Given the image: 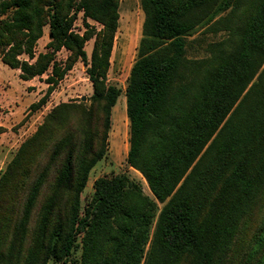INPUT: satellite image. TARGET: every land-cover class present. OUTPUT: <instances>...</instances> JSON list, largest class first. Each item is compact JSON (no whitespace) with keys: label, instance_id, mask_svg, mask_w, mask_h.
Instances as JSON below:
<instances>
[{"label":"trees","instance_id":"1","mask_svg":"<svg viewBox=\"0 0 264 264\" xmlns=\"http://www.w3.org/2000/svg\"><path fill=\"white\" fill-rule=\"evenodd\" d=\"M234 1L141 0L143 37L126 90L128 162L165 203L159 211L140 186L119 176L100 178L84 207L81 200L92 168L108 150L112 112L121 94L107 83L120 1L0 0V12L13 13L0 21L2 59L8 66L20 68L26 80L52 67L47 79L51 92L81 58L94 87L90 108L58 105L11 162L9 174L30 149H48L49 164L39 175L26 171L27 200L13 227L9 252L0 246V264H16L17 251H27L25 264L50 259L74 264L71 256L81 234L82 264H225L242 221L264 192V0L238 32L235 48L198 80L199 98L189 106L184 99L190 87L184 82L192 65L186 37ZM81 11L102 25L91 61L84 49L86 37L73 30ZM46 25L50 50L33 63L21 59L24 54L36 58L35 45ZM62 48L71 52L65 65L56 59ZM7 181L8 173L1 187ZM39 203L40 220L24 250ZM6 216L0 213V245ZM257 264H264V252Z\"/></svg>","mask_w":264,"mask_h":264},{"label":"rangeland","instance_id":"2","mask_svg":"<svg viewBox=\"0 0 264 264\" xmlns=\"http://www.w3.org/2000/svg\"><path fill=\"white\" fill-rule=\"evenodd\" d=\"M119 25L114 38L113 50L110 58V67L107 74V83L121 90L116 106L112 112V124L109 130L108 150L106 155L92 168L87 186L81 195L83 207L89 202L95 190V183L100 178H113L115 176L127 179L129 184H137L142 188V193L152 198L159 211L164 202L159 201L152 192L148 181L141 171L131 166L128 162L130 150V119L127 114L126 90L129 84L131 70L138 57V48L143 37V24L145 13L141 0H119ZM263 0H235L225 10L220 11L215 19L199 25L186 37V57L192 62L188 71L185 84L190 87L184 99V105H192L199 98L196 90L198 80L204 74L217 67L223 53L235 48L241 36L238 33L254 14ZM12 11L0 12V21L9 20ZM1 24V23H0ZM102 25L91 18H86L84 12L78 13L73 30L86 37L84 49L88 60L92 54L96 41V33ZM51 40L50 26L43 29V36L35 45L36 58L31 59L27 54L20 56L33 63L40 53L50 50L48 44ZM3 47L0 46V213L6 216L2 223L1 242L2 249H10L13 238V227L20 220L22 208L27 200L30 181L26 178V171L33 172V177L39 175L41 167L49 164L45 146L35 152L36 147L26 152L21 160L20 167H13L9 174V166L19 153L22 145L30 139L46 117L62 103H82L90 108L93 103L94 87L87 72V65L79 58L73 68L49 92L48 77L53 73V68L43 75L35 76L29 80L24 79L20 68H11L2 59ZM70 51L62 48L56 54V59L62 62L67 60ZM197 85V86H196ZM44 100V104L42 103ZM79 115V114H78ZM54 166H51L53 168ZM8 173V185L1 187L2 177ZM54 168L50 176H54ZM29 178V176H28ZM42 201V200H41ZM132 203L139 202L132 198ZM10 208V210H8ZM159 214V212H157ZM40 220V203L33 211L30 228L25 236L23 249L32 243L34 230ZM10 226V227H9ZM1 228V224H0ZM154 227L151 229L153 232ZM81 234L77 238L78 246L74 249L71 260L74 264L83 263L84 238ZM8 238V240L4 239ZM261 238V248L257 249V242ZM2 241V240H1ZM150 242L147 246L148 251ZM264 252V192L254 209L242 221L235 243L229 252L225 264H257ZM252 254V255H251ZM27 251L14 255V262L20 260L25 264ZM105 256L98 257L102 261ZM4 262V261H3ZM5 263V262H4ZM6 264V263H5ZM47 264H58L54 259ZM104 264V263H103Z\"/></svg>","mask_w":264,"mask_h":264}]
</instances>
